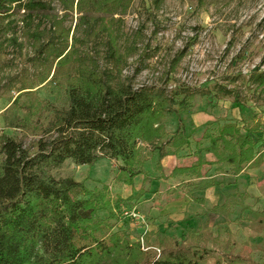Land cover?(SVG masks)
<instances>
[{
  "label": "rangeland",
  "instance_id": "obj_1",
  "mask_svg": "<svg viewBox=\"0 0 264 264\" xmlns=\"http://www.w3.org/2000/svg\"><path fill=\"white\" fill-rule=\"evenodd\" d=\"M77 2L74 8L66 9L64 3L53 0L48 13L16 6L0 17V138L11 136L31 150L37 141L54 138L58 112L69 108L68 79L77 74L82 63L113 71L136 88H160L174 101L185 100V120L186 111L203 109L207 103L231 115L241 107L245 113L255 112L263 122L264 136V86L252 79L254 72L264 71V0H132L124 13L114 15V21L102 12H81ZM54 18L61 23H52ZM87 20L98 23V31L92 35H87ZM105 22L118 38L120 60L112 55L108 31L102 30ZM62 29L69 33L70 61L58 65L57 53L66 45V36L59 37ZM35 33L42 34L43 43L52 39L57 50L41 54ZM180 121L173 113L163 123L173 122L176 127ZM120 163L109 158L82 166L67 161L52 173L58 178L85 180L91 189L105 185L116 199L123 186L118 177ZM232 190L217 197L219 205L239 210L257 200L228 195ZM186 201L182 194H162L148 188L141 197L124 200L117 217L109 223L133 242L143 240L144 250L153 248L151 245L161 250L157 238L180 241L191 232L199 233L212 250L211 264L224 252L234 250L232 242L226 245L230 238L245 240L250 233L258 236L257 229L264 228V216L256 211L249 214L253 224L238 219L234 231L229 227L234 221L223 212H219L223 214L218 221L216 212L212 215L215 221L209 218L200 227L192 226L187 219L177 221L165 215L168 211L180 212ZM134 208L141 215L139 220L123 216L122 210ZM99 214L108 217L105 210ZM260 218L263 223L258 222Z\"/></svg>",
  "mask_w": 264,
  "mask_h": 264
},
{
  "label": "trees",
  "instance_id": "obj_2",
  "mask_svg": "<svg viewBox=\"0 0 264 264\" xmlns=\"http://www.w3.org/2000/svg\"><path fill=\"white\" fill-rule=\"evenodd\" d=\"M59 1L66 9L76 4V0ZM51 2L53 0H0V17L16 6L33 13H48ZM131 2L78 0L77 8L88 14L105 13L114 21V15L124 13ZM83 18L88 19V16ZM53 21L55 25L61 23L57 18ZM87 23V35L98 31V23L92 24L89 20ZM102 27L109 33L112 55L117 60L122 59L118 38L109 28V22ZM2 30L0 22V35ZM61 33L59 37L66 36V45L57 53L58 65L70 61L69 33L63 29ZM34 36L40 42L41 54L57 50L52 39L43 43L42 34ZM252 79L264 86V71L254 72ZM66 95L69 108L58 112L57 135L51 140L41 139L31 150L11 136L0 138V264H211L212 250L199 233L191 232L180 241L157 238L160 252L154 249L155 245L144 250L140 240L133 242L109 223L117 217L119 205L126 199L120 195L114 199L105 185L91 189L85 180L78 181L73 176L58 178L52 173L67 161L80 166L109 158L121 161L118 177L125 184H133L134 178L143 173L142 144L165 137L163 121L173 113L180 118L185 100L174 101L160 88H136L132 81L121 79L113 71L85 63L68 79ZM240 110V123L226 121L219 123L213 133H205L210 139L206 149L218 160L232 164L236 174L261 163L262 154L258 152L264 145V138L258 135L263 127L261 118L255 112L245 113L242 107ZM168 143L175 151H180L190 146V135L178 130ZM194 155L198 157L196 163L176 167L173 174L202 176L201 168L207 162L200 149ZM215 184L213 180H201L189 184L192 187L186 193L190 196L194 191L206 190ZM175 189H183L182 184ZM143 193L140 189L128 199L134 200ZM195 201L202 199L195 198ZM101 210L108 212L107 218L100 216ZM211 211L225 212L223 206L213 207ZM230 244L228 240L226 245ZM213 264L257 263L228 251Z\"/></svg>",
  "mask_w": 264,
  "mask_h": 264
},
{
  "label": "crops",
  "instance_id": "obj_3",
  "mask_svg": "<svg viewBox=\"0 0 264 264\" xmlns=\"http://www.w3.org/2000/svg\"><path fill=\"white\" fill-rule=\"evenodd\" d=\"M204 106L203 109L193 108L191 111H186V120L182 113L181 117L178 118L182 121L176 127H174L173 122H164L162 126L165 137L151 144H142L147 149V151H143V147L141 150V158L144 161L143 173L137 175L131 185L122 182V191L118 194L127 199L136 195L140 189L145 192L148 188L152 191H160L162 194H182L186 196L187 201L182 203L180 212L168 211L165 212V215L168 214L177 221L187 219L192 226L198 225L199 227L209 218L214 220L212 215L216 212H211L213 207L223 206L227 218L234 221L230 224L231 226L229 225L231 230L234 231L233 225L242 219H248V222L253 224L252 217L249 214L256 211L264 216V188L261 187L264 186V145L260 146L258 152V155L262 154L261 163L254 167H246L239 174H236L232 164L218 160L212 151L206 149L210 145V139L205 137V133H213L219 123L226 121L240 123L241 110L239 108L236 112L235 109L231 115L228 110L219 109L217 111V109L211 108L209 103L204 104ZM178 130H184L190 135V146L175 151L168 141ZM261 133H263L262 130L258 132V135H261ZM197 149L201 150V156L207 162L201 168L202 176L196 177L195 174L189 173L173 174L176 167H186L196 163L198 157L194 155V152ZM201 180H213L216 181V184L206 190L194 191L189 196L186 193L192 187L189 184L199 183ZM253 181H256V183ZM180 184H182L183 189L176 190L175 188ZM229 189L233 190L228 192V195L256 197L257 200H253L254 202L249 205L240 206L239 210H230L225 204L219 205L217 200V197H223ZM195 198H201L202 201H195ZM157 213L160 214L159 211ZM216 214L218 217L215 220L219 219L223 213L218 212ZM238 219L240 220L237 221ZM262 219L260 218L258 222L261 223ZM209 224L210 226L214 225L211 222ZM237 227L238 229L242 228V226ZM250 230L252 229L250 228ZM257 232L256 235L258 236H253L250 233V236H247L245 240L240 238L231 240L230 238L231 246L236 254L240 253L244 257L251 258L257 264H264V234L261 233L264 232V228L257 229Z\"/></svg>",
  "mask_w": 264,
  "mask_h": 264
},
{
  "label": "built area",
  "instance_id": "obj_4",
  "mask_svg": "<svg viewBox=\"0 0 264 264\" xmlns=\"http://www.w3.org/2000/svg\"><path fill=\"white\" fill-rule=\"evenodd\" d=\"M122 214L124 217L129 218L131 220H139L141 217L140 213L137 212L135 208L134 210L133 209L132 210H122ZM141 242L143 246H145L144 241L142 240ZM157 251L160 252V249L158 247H157Z\"/></svg>",
  "mask_w": 264,
  "mask_h": 264
}]
</instances>
